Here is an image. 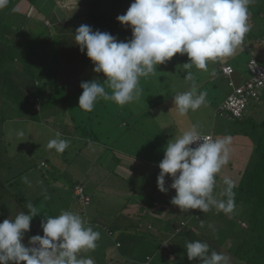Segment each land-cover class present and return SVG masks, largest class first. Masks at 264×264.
<instances>
[{
    "label": "clouds",
    "instance_id": "obj_1",
    "mask_svg": "<svg viewBox=\"0 0 264 264\" xmlns=\"http://www.w3.org/2000/svg\"><path fill=\"white\" fill-rule=\"evenodd\" d=\"M7 3L0 0V8ZM252 3L254 0H133L126 13L117 16L121 25L131 28L127 41L82 24L74 32L75 44L81 52L86 50L93 71L103 78L81 82L79 107L92 111L98 99L120 106L132 103L142 92L140 78L153 74L158 65L179 53L189 59L182 66L186 72L183 79L190 82V87L174 94L173 108L181 116L198 110L206 103V93L198 90L190 69L207 70L210 61L235 54L249 30ZM69 143L56 132L47 147L63 153ZM230 143V136L211 138L200 131L198 124H192L167 142L158 164V190L169 191L165 177L170 176V188L176 193L170 202L182 211L199 209L207 213L215 208L232 213L236 182L225 176L220 198L215 194L217 175L230 158ZM22 180L30 183L27 177ZM25 207L27 212L0 223V264H94L90 257L79 254L94 249L100 233L80 213L61 210L55 216L45 215L41 220L43 235L31 236L25 246L22 241L30 222L41 214L30 201ZM186 253L190 261L199 260L200 264H230L229 256L210 251L206 242H186Z\"/></svg>",
    "mask_w": 264,
    "mask_h": 264
},
{
    "label": "rangeland",
    "instance_id": "obj_2",
    "mask_svg": "<svg viewBox=\"0 0 264 264\" xmlns=\"http://www.w3.org/2000/svg\"><path fill=\"white\" fill-rule=\"evenodd\" d=\"M57 1L59 3L58 5L60 6V8L63 10H66L67 11L66 13L72 16H74L75 14H78L79 12L83 10V8L86 9L87 7L84 0L81 5L82 9H80L79 7L81 0H79V3H77L78 0H57ZM263 1L264 0H254V3L249 5V12H250L249 18H251L252 25H250L249 30L245 34H248L251 31L255 32V34H259L260 36H258L256 43L263 42L264 44V14L263 13L258 14L257 12H254L255 9L260 10L261 12L264 11ZM50 3L51 2L50 1L48 2L47 0L46 1L45 0H33V1L18 0L15 6L13 14L14 15L16 14L17 16H19L20 19H22L21 25H23L22 26L23 30L29 33L32 36V39H34V41L39 42V40H41L43 36L44 38L51 37V39H55L56 37L58 39L60 35V32L55 33V35L52 32V28L54 26L50 20L52 16V10L50 11ZM261 3L263 4L261 5ZM256 5L259 8L256 7ZM259 5H261L262 8ZM38 8H42V11H40ZM121 15H123V13H121ZM255 19H256V22L254 24L252 22ZM81 25H82V20L76 19L70 26L79 27ZM84 25L86 24L84 23ZM255 25L257 26L258 31H255L254 29ZM49 30L52 33L51 36H48ZM117 39L119 41H123L119 37H117ZM126 40H128V38H126L125 41ZM247 42H248L247 37H244L242 45L240 46V48H238L235 54L229 57H225V59L228 60L227 62L233 65V67L239 73V75L241 74L242 78L244 77L247 78L249 75H250L249 78L251 77V73L248 71V68H247V61L250 56L254 55L257 57V54L252 49V47L248 46L249 44ZM256 45L258 46V44ZM59 46L60 45L56 47L58 48ZM54 47L55 46L53 45L47 48L41 46L38 48V51H39L38 53H40L43 56H46V55L49 56L50 60L53 61V59H56L57 58L56 56L58 55V52L55 49L53 51ZM248 48L253 51L248 52L249 51ZM222 59L224 58L218 59L216 61H210L209 62L210 67L214 69L217 66V63H221ZM88 61L89 60L86 59V62ZM186 62H189L187 55L186 54L181 55L177 53L170 60L166 61L164 64L158 65L157 71L154 72L153 74H150L148 77H141L139 80V87L142 89V92H141L140 97L137 100H135L134 103H128L123 106H120L112 101H103L102 99H98L94 105L93 112L91 113V116L94 117L95 123L94 125L90 126V129H93L96 132H99V131L102 132V130L103 131L107 130L105 134H100L99 136L100 139L103 140V142H106L105 144L117 149L118 151L128 150V148L126 147H128L129 145L130 146L129 150L131 154L132 153H136L137 155L139 154L138 162L140 160H143L142 168L146 167L145 165L146 156L147 158L152 157L154 152L155 154H157V152L158 154H160V151L158 150V151L151 152V150H147V151L143 150L144 145H146L144 144V138L142 141H140L142 139V136L135 137V134L132 135L128 133L129 129L127 131L124 128L119 127L118 126L119 123L122 122L123 120L127 123L128 121H133L132 125L135 124V127L133 128L141 131L142 133L152 132V135H151L152 138H154L155 132H158L164 129L167 130L168 128L174 129L173 131L174 137L178 136L185 129L189 128L192 124H198L200 126V131L203 134L207 132L214 133L215 138L230 136L231 137V143L229 145L230 158H229L228 163L222 168L221 172L217 176L220 177V175H222L223 178L225 176L231 177L236 182V185H237L242 176V174L239 171L240 170L243 171L245 167H247L250 164L251 160L254 159V156H255L253 139H254V136L256 135V132L257 131L260 132L262 129V127H260V124L264 121V100L260 107H258L256 103H253V102L251 103L248 111H253L254 109H258V111L257 112L253 111L252 116H250L251 119L247 121L229 120L225 117H219V116L215 117L216 109L219 107V105H221L225 96L229 93V90L227 88L226 89L223 88L224 90L217 89V88L212 89L213 87L211 84H209L210 86H207L205 85L206 84L205 83V84H202V85H205L203 87L202 92L206 93V103L202 105L198 110L196 111L190 110L186 115L181 116L178 114L176 109L173 108L174 107L173 98H170V97L175 91L174 84H176L178 81L177 77H175V75L173 74V71L182 69L183 67L182 65ZM221 71H222V74L226 77L222 68H221ZM88 73L89 71H86L84 73L81 71L80 76L76 80L73 79L71 83L67 84L69 85L68 88H71L72 90L77 89V92L74 93V96H73L74 98L78 97L79 99L80 95L82 94L83 90L80 87V84L81 82H87V76H89ZM58 75L61 76V72L58 73ZM177 75L179 76L178 73ZM101 76L103 78L102 74ZM249 78H247V80ZM245 81H243L242 83H244ZM41 82L42 83L40 85H44V88H46V90H44L45 91L44 95H46L47 93L50 94L54 90L53 89L54 87L53 85H50V82H47L45 79H43ZM240 84L241 83H239V85ZM46 85L48 86L46 87ZM60 95L61 93L59 94V96ZM159 96H163L165 98V101L161 103L159 102V104H153L154 100L157 99V97ZM263 97H264V94H263ZM42 98L43 96L40 95L39 100H42ZM168 100L169 102H167ZM101 101H103L104 103ZM76 103H73L71 105V108L68 112L65 111L66 112L65 115L63 114L62 111H52L54 108L53 107L52 110L43 109L42 111L35 113V116H33L34 118H30V116L25 112L24 109L21 108L20 105L18 107V104H13V106L7 105L8 110L5 112L9 114V116H14L15 119H11V117L8 118L10 120L5 122V126H4L5 128H3L5 130L7 129L4 132L7 133L8 140L5 138V141H9V145L4 144L2 142V140L4 139V136H0V187H1L0 188V205L4 206V209H9L7 201L5 200L4 203L1 201V198H3L2 191L4 190L5 186L12 187V185H14L13 188L15 189L16 187L18 189V188H22L23 186H25V184L21 180L19 181L16 179L13 180V183L10 182L7 184V182H3L5 181L4 179L7 178V175L8 176L10 175L9 177H11V172H8V167L3 168V165H5L7 161L10 159L11 160L10 166H12L11 170L14 171V169H17L18 167H20L18 162H20L21 164H23L24 162V164H26L28 159L33 160L36 158L37 155L40 157L45 156V149L47 148V144L49 140L55 138L56 132L61 133L60 124L62 121H65L67 119V116H69V114H74L75 116H77L78 119H80L79 117L81 116L87 115V114H82L81 111L78 109L79 104L77 106H74ZM156 105H157L156 111L151 116H149L148 113L153 112L155 110L154 106ZM165 106L167 107V109H165ZM47 114L49 115L51 114V116L54 118H49L47 120H44L43 117L47 116ZM97 114L102 119L98 127H97V120H95V118H98ZM19 115L21 116V118L17 117ZM176 117H179L181 123H174ZM29 119H33V121L37 120L41 124L34 123L32 120H29ZM22 120L27 121V123L21 122ZM15 121L17 123L18 122L21 123V126L16 124ZM0 130H2V127ZM19 132H23L24 135L23 136L18 135ZM245 134H248L249 136L246 137L244 136ZM18 137H21V138H18ZM61 137L70 142L69 147L62 153L63 155H65V158L67 159L66 160L67 165L65 167H61V166L56 167V171L59 173V169H60V173H61L62 170L68 167L67 171L64 174L65 179L63 180L69 181V185L68 184L66 185L69 187L72 186V191H73V188H75V186L78 185L76 184L75 186H73L72 184L75 183L74 181L76 180L86 181L85 180L86 174L85 175L83 174L85 171L90 169V164L87 158L85 157L76 158V157L78 155L80 147L83 146L85 142L86 144L87 143L91 144L92 141L84 140L82 138L80 139L73 138V136H67L66 134L63 135L62 133H61ZM242 137H243V142H242ZM52 151L57 153L54 149H52ZM60 154L61 153L56 154V156L59 157L58 159L61 158ZM134 159L137 160L136 158ZM116 164H117V160H114L113 163H109L107 165L105 164V167L109 168L110 170H115ZM151 165H150V168L148 169L153 171V167ZM46 166L49 167V164L44 165V167ZM74 167L79 172L77 175H74L71 171V170H74ZM141 176H142V173L140 172L136 176V178H138L139 180ZM94 177L98 178V175L94 173ZM127 178L128 177L121 176L113 171L107 177L99 179V182L101 183V185H106L104 187L106 188L107 192L105 193L103 199L110 200L113 195L112 193H115L117 196H119V198H116L117 201L123 200L122 198H125L126 196V186L130 190L132 185L134 183H137V182L132 183L130 180L128 181ZM85 184H86L85 191L86 193H88V192H91L90 187L91 186L93 187L95 183L92 184L89 182H85ZM63 186L67 187L65 185ZM45 187L46 185L44 183L39 182V185L37 186L36 190L44 191ZM122 190H124V192ZM16 193L17 192L14 191V194ZM47 195H45V197H47ZM74 195L77 198L78 204L75 201H73V199L71 200L78 206L79 203L81 202L79 201L78 196L75 193V190H74ZM95 195L97 198L99 195V191ZM95 195H93L92 197L90 196L91 203L90 205L87 206V208L89 209L91 208V210H92L94 201L96 200ZM10 200L12 201V199ZM22 201L23 200L20 201L21 207L25 205V202L24 201L22 202ZM57 204L61 207V210L63 208L62 205H65L64 202H58ZM82 205L85 207L84 204ZM59 206H56V207H59ZM156 206H157V203H156ZM236 206H238V209L237 211L232 212L233 215L225 214L222 211L218 212L215 208H213L207 213H202L200 212L199 209H192L190 210V212L187 211V213L179 212L175 216L179 217L180 220L186 219L185 225H187L188 223L186 227L187 229L188 227L189 229H191L192 227L195 226L193 224H197L198 226L197 228H199L198 231L201 233V235L202 233H205V237L207 236L206 243L211 242L210 240L214 239L213 237H215V234H216L215 231L217 230V228L218 229L220 227L228 228V229L226 228L225 229L228 232L231 231L233 233V235L229 234V238L232 240L225 239V237L227 236V231H226L224 240L220 242L221 243L220 249L221 247H225V252H226V250L233 243L234 238L236 239L239 236L240 238H243L245 233L249 230L248 229V219L245 218L246 213L241 211L242 206H240L239 204H237ZM49 207H47L45 198L44 199L42 198L40 200V206H36V208L41 214L38 216H35L32 219L31 225L37 228H40L39 226H41V220H42L41 218L44 219L45 215L46 216L51 215L50 210L52 211V205L51 206L49 205ZM152 207L153 206L149 207L148 209L150 210ZM162 209H158L159 211L157 212L161 214ZM164 209L167 210L168 208L164 207ZM122 213H123V210H122ZM117 216H118V220H120L122 219L123 214L117 213ZM101 217H102L101 220H103L104 222H107L111 227L115 229V235L117 234V232L119 233L122 232L121 230L116 229L117 225L112 224L113 220H109V218L111 217L110 215L106 216L102 214ZM191 217H194L193 220L191 219ZM167 218L173 219V217L168 214L166 215L165 219ZM134 219H135V222L132 223L133 228H131L128 231V234L129 235L134 234L137 236L142 235L139 241H142L144 245L138 244V241H137L135 244H133L134 246H136L134 247L135 248L134 251L131 252L129 249L130 247H128V244L131 243V239H128V235H126L127 238L122 239V241L124 242V247L120 249L121 248L120 245H117L116 247L112 246V241L110 238L109 240L107 239L108 241L105 243L104 239L101 237L102 233H100V237L96 241V247L92 249V253L98 258L94 261V264H111L112 261L110 260V257L112 258L114 257L118 260V261L113 262L114 264H116V262H119V261L124 262V264H144V259L147 255L152 257V261L150 262V264H171L169 262H166V260H163L164 255L162 253L163 251L162 248L170 247V245H165L164 241L170 238L168 242H171V241L178 242L179 239L183 237L182 234L176 235L175 231L172 229L173 227H171L170 229L173 230L172 235L170 236L168 233V235L165 237L166 231L165 232H154L150 230L152 228L151 225H149L148 227H146L145 225L144 227L142 225V227L140 226V228H138L139 223H144V224L148 223L146 216L144 214L141 216H136ZM190 219H191V222H190ZM201 221L204 222L203 227H201ZM158 222L159 220H153V223H155V225ZM126 225L128 227V222L126 223ZM147 228H150V229L148 230ZM100 229L101 228H99V231ZM102 231L104 232L105 235H108L106 233L105 228L102 229ZM37 232H41V230L38 229ZM26 234H29V233H26ZM98 242H100L99 245L97 244ZM159 245L161 247L158 248ZM106 247H108V249L104 250ZM127 248H128V252H126ZM120 250H121V254H119ZM86 251L90 252L91 250H86ZM82 254H83V251L79 255L82 256ZM174 259H175V256L170 254L169 260L172 261ZM178 264H199V261L198 260L190 261L188 257H186L185 255H182V258L179 259Z\"/></svg>",
    "mask_w": 264,
    "mask_h": 264
},
{
    "label": "trees",
    "instance_id": "obj_3",
    "mask_svg": "<svg viewBox=\"0 0 264 264\" xmlns=\"http://www.w3.org/2000/svg\"><path fill=\"white\" fill-rule=\"evenodd\" d=\"M47 1L51 2L50 11L52 10V16L51 19H49L54 26L52 28V32L54 35L55 33L60 32L58 39L56 37L55 39H51V37L44 38L43 36L39 42L34 41L32 36L23 30V25H21L22 19H20L16 14H13L18 0H8L7 5L4 8H0V129L2 127L3 130H0V136L5 137L7 134H5V129L3 128H5V122L10 120L8 118L11 117V119H15L14 116H9V114L5 112L8 110L7 105L13 106V104H18V107L20 105L21 108L24 109L25 112L30 116V118H34L33 116H35V113H38L43 109L52 110L54 107L53 105L59 103L60 101L61 102L59 104H63L66 112L70 110L73 103L77 102L74 106L78 105V97H73L74 93L77 92V89H68L66 86L61 88L56 81L58 73L60 72L64 73L65 77L69 75L76 80L80 76L81 71L83 73L86 72V69L84 70L82 66L84 67L89 61L91 62V60L86 55V50L85 52H81L79 46L75 44L74 32L76 29L70 25L76 19H81L83 25L86 21L85 24L91 26L93 31L99 30L101 32H108L115 37L121 38L123 41H125L126 38H128V40L131 39V28L121 25L117 21V16L121 15V13L124 14L133 0H84L87 6L86 9L83 8L81 12L75 14L74 16L68 15L66 10L61 9L57 0ZM263 3H261V5ZM261 5L259 6L261 7ZM256 7L258 6L256 5ZM38 9L42 11V8ZM254 12H257L258 14H264V11L261 12L257 9H255ZM255 22L256 19L253 20L252 23L255 24ZM256 31H258V28ZM48 32V36H51V31L49 30ZM254 35L255 32L253 31L247 34V43H250V47H252V49L257 54V57L250 56L248 58L247 68L249 72V63L251 59L255 58L258 62L264 64V44L263 42L258 43V46L254 44ZM51 45L55 46L53 51L55 49L58 52V55L56 56L57 58L53 59V61L50 60L49 56H43L38 53L39 47L43 46L47 48ZM58 45L60 46L57 48L56 46ZM86 59L89 61L86 62ZM88 74L89 76H87V81H91L93 79H102L101 74H97L93 70L89 71ZM236 76H233L234 82H236L234 84L236 85L246 80L243 79L242 81L241 78V81H236ZM43 79H45L47 82H50L54 86L55 90H53L51 94L44 95V90H46V88H44V85H40ZM229 87L231 90L225 96L221 105H219V107L216 109L215 117H225L229 120L237 121H247L251 119L250 116H252L253 111L257 112L258 109L246 112L242 118H235L231 117L232 115L222 108L223 103L233 91L230 85ZM60 93L61 95L59 96ZM40 95L43 96L42 100H39ZM263 100L256 105L260 107L263 103ZM78 109L82 114L87 115L81 116L79 117L80 119H78L74 114H69L71 118L67 116L69 120L66 119L63 124H65L67 121L68 126L70 127L69 129H73L75 131L77 130L79 138L81 137L84 140L97 141L100 139V134L104 131L102 130V132H96L93 129H90V126L94 125L95 123L94 117L91 116L93 110L85 111L81 109L79 105ZM17 117L21 118L20 115ZM47 117L54 118L51 116V114H47ZM96 119L99 122V125L102 119L101 117ZM260 127H262L261 131H257L253 139L255 151L254 159H252L250 164L242 171L240 181L234 188L235 205L239 204L242 206L241 211L246 213L245 218L248 219L249 230L245 233L243 238H240V236L236 239L234 238L233 243L226 250V252L225 247H221L220 249V242L224 240V236L227 231L226 229H228L225 226L224 227L226 229L221 227L219 229L217 228L215 231V237H213L214 239L207 243L208 245H211L209 246L210 251L222 252L229 256L230 264H264V121L260 124ZM204 134L213 133L207 132ZM244 136L247 137L249 135L245 134ZM2 142L5 144L4 139ZM152 159H154V156H152ZM10 163L11 160L9 159L7 163L3 165V168L9 167ZM153 173L155 174H152V181L148 182V184L145 186L148 189L155 183L157 178V172L154 171ZM165 180V186L168 187L170 182L167 179ZM216 180L217 183L215 194L218 195L225 186L223 181L219 179V176H217ZM158 194L166 193H161L158 190ZM193 218L194 217H191L192 220ZM112 224L117 225L116 222L114 223V220L112 221ZM101 225L107 228L106 231H108L107 233L110 236H115V229L107 222H102ZM187 225L183 226L182 224V226H180L181 228L178 229L176 235L182 234L183 236L178 242H168L170 238L166 240L164 239V243L168 242L170 245L168 248H162V253L164 255L163 260H166V262L178 264L179 259L182 258V255L187 257L186 242L197 240L201 242L207 241V236L205 237V233H202L201 235V233L198 231L199 228H197V224H193L195 226L191 229H189V227L187 229ZM126 233L127 232L122 231L119 234L120 237H118L117 240H122V236L128 235ZM229 234L233 235L231 231H227V236L225 239L232 240L229 238ZM166 236L167 235H165V237ZM159 247L161 246L159 245L158 248ZM170 254L175 256V259L172 261L169 260ZM83 255L87 257L89 253L85 250L83 251L82 256ZM148 257L149 256L145 257L144 260L148 261ZM121 263L124 264V262L120 261L119 264Z\"/></svg>",
    "mask_w": 264,
    "mask_h": 264
},
{
    "label": "crops",
    "instance_id": "obj_4",
    "mask_svg": "<svg viewBox=\"0 0 264 264\" xmlns=\"http://www.w3.org/2000/svg\"><path fill=\"white\" fill-rule=\"evenodd\" d=\"M82 2H83V0L80 1V5H79L80 9H82V6H81ZM77 3H79V0L77 1ZM250 20H251V18H249V16H248V21H247V23L249 24L248 28L250 27V25H252V24H250L251 23ZM85 23H86V21H85ZM77 28L78 27H74V29H77ZM254 29H255V31L257 30L256 25L254 26ZM258 36H260V35L259 34L254 35V39H253L254 44H258V43H256ZM244 37H247V34H245ZM248 44H250V43H248ZM248 46H250V45H248ZM249 48H248V50H249L248 52H252L253 50H251ZM227 61L228 60L225 58L222 59L221 63H217V66L214 69H212L210 67L209 63H208L207 70H200V69H197L195 67L190 69V71L193 73V75L195 77V81L197 83L199 91H202L203 87L205 85L210 86L209 84H211L213 87L212 89L217 88V89L224 90L223 88H225V89L227 88L230 92L231 88L227 84L228 80L222 74V71H221V68L224 65L233 66L231 63H228ZM82 68L84 70L86 69V71H91V70H93L94 65H93L92 61L91 62L89 61V63L84 67L82 66ZM198 72H199V74H198ZM177 73L179 74L180 77L177 75ZM173 74L175 75V77H177L178 81H177V83L175 82L176 84H174L175 91L173 92L172 96L170 95L171 96L170 98H173L174 94H176L178 92H184V91L189 90V87H190V82L183 79L186 76V72H185V69L183 67H182V69H178L177 71L176 70L173 71ZM235 74H234V77L236 76V78H235L236 81H241V78H242L241 74L239 75V73L236 70H235ZM249 76L247 78H249ZM247 78H245V77L242 78V81H243V79H247ZM73 79H74L73 77H71L69 75H67L65 77V74L61 73V76L58 75L56 81L58 82V85L61 88L64 86H66L68 88L69 85H67V84L71 83V81ZM54 82H55V80H54ZM202 84H205V85H202ZM50 85H52V84L50 83ZM223 85H225V86H223ZM47 86L48 85H46V87ZM68 89H71V88H68ZM47 92H48V90H47ZM143 101H145V100H143ZM164 101H165V98L163 96H159V97H157V99L154 100L153 104H159V102L161 103ZM134 102L135 101H133L132 103H134ZM167 102H169V100ZM59 103H56L55 105H53L54 106L53 111H62L63 114L65 115V113H66L65 107L63 106V104H59ZM156 107H157V105L154 106L155 110L153 112L148 113L149 116H151L156 111ZM165 109H167L166 106H165ZM97 116L100 118V116L98 114H97ZM43 119L47 120L49 118L47 116H44ZM67 119L69 120V118H67ZM21 122L27 123V121H24V120H22ZM33 122L41 124L38 121H33ZM63 122L64 121H62L60 124V132L63 135L66 134L67 136H73V138H78V139L81 138V137L79 138V136L77 134L78 133L77 130L75 131L73 129L72 130L69 129L70 127L68 126L67 121L65 122V124H63ZM98 123L99 122L97 121V127L99 126ZM132 123H133V121H128V123H127L123 120L122 122L119 123L118 126L121 128H124L127 131L129 129L128 133L132 134V135L135 134V137L142 136V139L140 141H142L144 138V144H146V145H144L143 150H145V151L151 150V152L159 150L160 154H158V152H157V154H155V152H154L153 153L154 159H152V157L147 158V156H146L145 157L146 167L142 168V161L143 160H140L138 162V159H139L138 155L139 154L138 155L136 153L131 154V152L129 150L130 149L129 145H128V147H126V148H128V150L118 151L117 149L110 147L109 145L105 144L106 142H103V140H101V139H98L97 141L90 140V141H92L91 144H89V143L86 144V142H85V144L80 147V150H79L76 158H80V157L87 158V160L89 161V164H90V169L85 171L83 174V175L86 174V176H85L86 181L76 180V181H74L75 183H73L72 185L75 186L76 184H83L85 186V189H86L85 182H89L92 184L95 183L93 185L94 188L92 186L90 187L92 193L87 191L91 197L93 195L97 194L99 191V195L97 198L95 195L96 200L94 201L92 210H91V208L90 209L87 208V206L84 207L81 203H79V205L77 206L73 202V201H75L76 203L78 202L77 198L74 195V188L72 191V186L69 187L66 185V184L69 185V181L63 180V179H65L64 174L67 171L68 167H66L64 170H62L61 173H60V169H59V173L56 171V167H59V166L65 167L67 165V161H66L67 159L65 158V155H63L62 153L60 154L61 158L58 159L59 157L56 156L57 153L53 152L52 149L49 150V148L47 147L45 149V156L40 157L37 155L36 158L33 160L28 159L26 164H24V162H23V164L18 162L20 167H18L17 169H14V171L11 170L12 166L8 167V172H11V177H9L10 175L9 176L7 175V178L4 179L5 181H3V182H7V184L10 182L13 183V180L16 179L19 181L21 180L25 184V186H23L22 188H18V189L16 187L14 189L13 188L14 185H12V187H8V186L6 187L5 186L4 190L2 191L3 198H1V201L4 203L6 200L8 206H9V209H4V206L0 205V207L3 208V209L0 208V222H2L4 219H7V218H14L21 211L27 212L28 210L25 207L27 202H29V201L32 202L34 204V206L36 207V206H40V200L42 198L43 199L45 198L46 203H47V207H49V205L50 206L52 205V211L50 210V214H51L50 216H54V215H56V213H57V215L60 214L61 207L57 203L58 202H64L65 205H62V207H63L62 210H72L74 212L82 213L81 215L85 218L86 222L88 224H90L96 231H98L99 233H102L101 237L104 239L105 243L110 238L112 241V246L116 247L117 245H120L121 246L120 249H122L124 247V242L122 240H117L118 237H120L119 236L120 233L117 232V234L115 236H113V235L110 236L107 233L108 231H106V233L108 235H105L104 232L102 231V229H104V228L107 229L105 226L101 225V223L104 222L103 220H101L102 214H104L106 216L110 215L111 217L109 218V220H114V223L116 222V224H117L116 229L121 230V231H125V232H127L126 234H128V231L131 228H133L132 223L135 222L134 218L136 216H141L143 214L146 216L148 223L147 224L139 223L138 228H140V226L142 227V225L143 226L145 225L146 227L151 225L152 228L151 229L147 228L148 230L150 229L154 232H165L166 231L165 235H168V233L169 234L171 233L170 236L172 235L173 230L175 231V233H177V230L179 228H181L180 226H182L181 223L186 222V219L180 220L179 217H177L175 215L178 214L179 212H186L187 213V211L186 210L182 211L178 206H175V205L171 204V202H170L172 197H174L176 194L175 190L170 188V185L172 183L171 177L170 176L165 177V179H167L170 182V184L168 185L169 191L166 194H158L157 178H156L155 183L149 189L145 187L146 184H148V182L152 181V174H155V173H153L154 171L157 172V176L159 175L160 169L158 167V164L163 159L164 149L166 147L167 142L169 140H171L172 138H174V133H173L174 129L168 128L167 130L164 129V130H160L158 132H155L154 133L155 136H154V138H152V136H151L152 132L142 133L141 131L133 128V127H135V124L132 125ZM174 123H181L179 117H176ZM16 124L21 126V123H19V122L18 123L16 122ZM106 131H104L101 134H105ZM5 134H6V132H5ZM5 138L7 139V134L4 137V140H5ZM242 142H243V137H242ZM5 144L9 145V141H5ZM140 149H142V148H140ZM112 151H114V152H112ZM116 156H117V158H116ZM118 156H119V158H118ZM134 158H136L137 160H135ZM114 160H117L115 170H110L109 168L105 167V164L107 165L109 163H113ZM153 160H155V161H153ZM42 162L49 164V167H47V166H46L47 168L44 167ZM128 164H130V165H128ZM150 165L153 167V171L148 169V168H150ZM71 171L74 175H77L79 173L75 167H74V170H71ZM113 171L115 173L121 175V176L128 177L127 178L128 181L131 180L132 183L137 182V183H134L132 185L130 190L126 186V196H125V198H122L123 200H120V201L116 200V198H119V196H117L115 193H112L113 195H112L110 200L103 199L105 193L107 192L106 188L104 187L106 185H101V183L99 182V179L107 177ZM140 172L142 173V176L138 180V178H136V176ZM239 172L242 174L241 170ZM239 172H237V173H239ZM94 173H96L98 175V178L94 177ZM22 177H27L28 181L30 183H25L24 180H22ZM219 179L223 180V176L220 175ZM39 182H42L46 185L44 191H42V190L37 191L36 190L37 186L39 185ZM63 185H65L67 187H64ZM144 188H146L147 190ZM14 191H16L17 193L14 194ZM122 191L124 192V190H122ZM45 195H47V197H45ZM163 195H166V196H163ZM217 198H219V194L217 195ZM10 199H12V201ZM71 199H73V201ZM21 200H23L25 202V205L23 207H21V204H20ZM54 202H56V203H54ZM156 203H157L158 208L156 206ZM56 206H59V207H56ZM138 206H139V208H138ZM151 206H153V207L149 210L148 208ZM164 207H166L168 209L166 210V209H164ZM87 209H88V211H87ZM158 209H162V211L160 210L161 214H159L157 212V211H159ZM237 209H238V207H236L234 211H237ZM45 210H46V208H45ZM122 210H123V213H122ZM190 210H192V209H190ZM190 210H188V211L190 212ZM117 213L123 214L122 219L118 220ZM167 214L171 215L173 217V219H171V218L165 219ZM230 214L233 215L232 213H230ZM41 219H43V218H41ZM153 220H159V222L156 223V225H155V223H153ZM160 221H162V222H160ZM127 222H128V227L126 225ZM30 225H31V222H30ZM31 227H30V230L27 232L29 234L25 233L23 241H22V242H24L25 246L28 245V240L31 236H34L37 234H39L41 236L43 235V231H42L41 226H39L40 228H37V227L31 225ZM171 227H173L172 228L173 230L170 229ZM99 228H101L100 231H99ZM38 229L41 230V232H37ZM148 232H150V231H148ZM132 235L128 234V239H131V243L128 244V247H130L129 249L131 252L134 251V249H135L134 247H136V246H134L133 244H135L137 241H138V244L144 245V243L142 241H139L140 237L142 235H140V236H137L134 234H132ZM122 238H127V236L126 235L122 236ZM97 244L99 245L100 242H98ZM106 249H108V247H106L104 250H106ZM126 252H128V248L126 249ZM88 253H89V255L87 257L92 258L93 262L96 259H98L92 253V250ZM119 254H121V250H120ZM83 257H85V256L83 255ZM110 260L112 261L111 264H114L113 262L118 261L114 257L113 258L110 257ZM151 261H152V259L148 260V261L144 260V264H150ZM119 262H116V264H119Z\"/></svg>",
    "mask_w": 264,
    "mask_h": 264
},
{
    "label": "built area",
    "instance_id": "obj_5",
    "mask_svg": "<svg viewBox=\"0 0 264 264\" xmlns=\"http://www.w3.org/2000/svg\"><path fill=\"white\" fill-rule=\"evenodd\" d=\"M224 74L229 80V85L233 88V91L229 95V97L225 100L222 105V108L226 110L231 117L242 118V116L248 112V109L251 103L259 104L263 98L264 94V64L258 62L255 58L251 59L249 63V70L251 72V77L245 81L244 83L234 84L233 75L235 69L231 65H224L222 67ZM211 138H215L213 134H204ZM195 147V144L192 145ZM43 165H47V163L42 162ZM76 195L78 196L79 201L85 206L90 205L91 197L85 191V187L82 184H78L74 188ZM183 226L185 223H182ZM178 231V230H177ZM165 245H169V243H165ZM168 248V247H167ZM149 260L152 257H148Z\"/></svg>",
    "mask_w": 264,
    "mask_h": 264
}]
</instances>
